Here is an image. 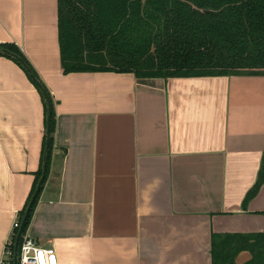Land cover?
<instances>
[{
	"label": "crops",
	"instance_id": "obj_1",
	"mask_svg": "<svg viewBox=\"0 0 264 264\" xmlns=\"http://www.w3.org/2000/svg\"><path fill=\"white\" fill-rule=\"evenodd\" d=\"M0 43L52 98V163L26 233L57 264H211L213 233L264 235V181L245 202L263 159L264 75L63 73L57 0H0ZM43 133L39 92L0 55V257ZM257 254L264 264V240Z\"/></svg>",
	"mask_w": 264,
	"mask_h": 264
},
{
	"label": "trees",
	"instance_id": "obj_2",
	"mask_svg": "<svg viewBox=\"0 0 264 264\" xmlns=\"http://www.w3.org/2000/svg\"><path fill=\"white\" fill-rule=\"evenodd\" d=\"M57 34L63 73H133L139 78L264 75V0H57ZM0 48L20 57L39 79L16 45L0 43ZM0 55L25 72L12 56ZM34 87L43 103L44 133L39 166L18 212L19 220L42 174L44 181L23 233L48 179L54 150L55 113L45 88L51 103V138L47 166L42 171L47 104L39 88ZM64 154L62 150L61 157ZM263 181L264 152L257 180L245 202ZM262 240L264 235L213 233L211 264H235L236 254L243 249L252 254L247 264H255Z\"/></svg>",
	"mask_w": 264,
	"mask_h": 264
},
{
	"label": "built area",
	"instance_id": "obj_3",
	"mask_svg": "<svg viewBox=\"0 0 264 264\" xmlns=\"http://www.w3.org/2000/svg\"><path fill=\"white\" fill-rule=\"evenodd\" d=\"M21 220V219H20ZM19 217L16 216L12 223V230L5 242V247L0 257V264H12L14 239L17 229L20 226ZM17 264H57L54 250L49 247H42L27 233H23L17 251Z\"/></svg>",
	"mask_w": 264,
	"mask_h": 264
},
{
	"label": "water",
	"instance_id": "obj_4",
	"mask_svg": "<svg viewBox=\"0 0 264 264\" xmlns=\"http://www.w3.org/2000/svg\"><path fill=\"white\" fill-rule=\"evenodd\" d=\"M0 53L2 54H8L10 56H12V58L14 60H16L17 63H19L21 65V67L25 70V72L28 74L30 80L32 81V83L37 86L42 94V96L44 97V100L47 104V113L45 116V120H46V126H45V141H44V150H43V155H42V171H45L46 166H47V161H48V155H49V145H50V138H51V128H50V119H51V103L49 100V96L47 91L45 90V88L42 86L41 82L39 81V79H37L35 77V75L31 72L30 68L27 66V64L17 55L15 54H11L9 53L6 49L4 48H0ZM44 181V174H42L36 183L35 186V190L30 198V200L27 203V206L24 210V214L20 220V226L17 229V232L15 234V238H14V246H13V257H12V264H17L18 261V256H17V251H18V246L20 243V239L21 236L24 232L25 229V224L27 221V217L29 214V211L35 201V198L38 194V192L41 189V186L43 184Z\"/></svg>",
	"mask_w": 264,
	"mask_h": 264
}]
</instances>
